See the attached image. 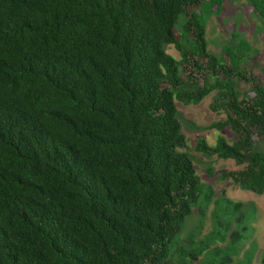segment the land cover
<instances>
[{"label":"trees","instance_id":"1","mask_svg":"<svg viewBox=\"0 0 264 264\" xmlns=\"http://www.w3.org/2000/svg\"><path fill=\"white\" fill-rule=\"evenodd\" d=\"M222 1L0 0V264H175L176 251L230 262L237 229L224 248L216 226L178 242L202 182L180 150L176 101L216 91L210 107L226 118L208 127H229L234 140L199 137L195 150L245 164L222 176L264 194L254 139L264 137V88L254 82V96L240 97L242 41L222 49L231 66L206 46V16ZM247 1L264 25V0ZM194 5L200 11L187 12ZM178 67H190L186 79ZM223 199L242 219V203Z\"/></svg>","mask_w":264,"mask_h":264},{"label":"rangeland","instance_id":"2","mask_svg":"<svg viewBox=\"0 0 264 264\" xmlns=\"http://www.w3.org/2000/svg\"><path fill=\"white\" fill-rule=\"evenodd\" d=\"M190 11L199 12L200 6H189L187 12ZM185 19L184 15H180L177 28H175V35L179 39V26ZM205 21L207 50L209 53L219 55L227 66H231L229 57L222 55V49L226 43L232 38L235 43L242 41L247 46V50L241 52L240 62L235 70L245 77V79H240L237 82L240 97L252 98L254 96L252 90L254 82L264 88V25L261 23L258 13L253 10L247 0H223L219 11L208 14ZM165 49L167 53L176 59L180 58L178 50L172 44L166 45ZM202 61H205V59ZM178 71L186 79L188 71L182 67H178ZM194 76L199 84L203 83L201 73L198 72ZM215 92L212 91L198 104H184L176 101L182 130L186 136V146L180 150L185 151L190 156L196 173L202 182L199 201L187 217L178 242L181 241L182 244H185L182 238L188 234H195V239L203 238L210 235L216 226L220 228L219 231L222 233L226 232V235L223 239L214 241V245L224 248L230 243L231 231L237 229L243 236L237 244V249L232 253L228 264H248V261H251V264H258L264 253V194L242 189L230 177L222 176L226 172L242 170L245 164H238L233 159L219 158L214 154L205 155L195 150L199 137H203L210 146L215 145L218 136H222L228 142L234 140V134L229 127L222 130L208 127L210 123L226 118L224 109L219 108L214 111L210 107ZM254 139L256 147L264 151V137L257 138L254 136ZM209 186L213 193L207 202L205 197L208 194ZM223 198L242 203L240 207V210H243L242 219L238 217L240 219L236 220L238 213L228 214L229 210L224 209L226 201ZM214 215L229 222L227 230L225 227L214 223ZM177 253L178 251L173 252L172 256L175 264L207 263H204L206 259H204L203 254L200 255L198 260L191 261L188 257H184V260H178Z\"/></svg>","mask_w":264,"mask_h":264}]
</instances>
